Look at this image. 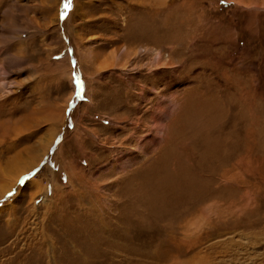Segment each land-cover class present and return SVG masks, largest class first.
Wrapping results in <instances>:
<instances>
[{"label":"rangeland","instance_id":"rangeland-1","mask_svg":"<svg viewBox=\"0 0 264 264\" xmlns=\"http://www.w3.org/2000/svg\"><path fill=\"white\" fill-rule=\"evenodd\" d=\"M141 1L0 0L5 173L49 135L22 117L65 107L0 194V264H264V0ZM168 93L156 149L120 169Z\"/></svg>","mask_w":264,"mask_h":264},{"label":"bare ground","instance_id":"bare-ground-1","mask_svg":"<svg viewBox=\"0 0 264 264\" xmlns=\"http://www.w3.org/2000/svg\"><path fill=\"white\" fill-rule=\"evenodd\" d=\"M162 3H163V0H149V2H147V0H142L140 2L141 6L143 8L146 7L143 10L147 11L150 14L152 13V15L158 16L163 11H167L168 14L172 15L174 13V5L175 4H173V8L168 9V6H166L167 3H164L163 5L165 6V8H164V10H161V9H163V7H160V5H162ZM172 11H173V13H172ZM170 28H171V26H170ZM165 30L167 31L168 29H165ZM148 33L149 32L146 31L142 35L144 38H142L141 41H145L146 43H150V42L146 41V40H150V41H152L151 43H155V44L157 42H160L159 41L160 38L155 37L154 32H153L154 34H152V35H148ZM150 33H152V32H150ZM150 37H151V39H150ZM137 41H139V38ZM23 56L20 54H17V55H14L13 57L15 59L20 60L23 58ZM41 104H43V103H41ZM43 106H44L43 108L42 107L41 108H34L29 113L27 112V114L24 115L21 119V124H20L19 129L21 130L24 128L27 131L29 128L38 126L42 122H48L49 123L48 131H47V133H49L48 138L45 141L41 140V142L39 143L40 145H39L38 150L36 149L37 151L36 150L34 151L30 147H28V148H25L23 151H20L19 153H16L12 157H10L7 161L6 166L8 167V170L6 171V173H5V171H3L4 169L2 170V168L0 167V176H2V178L4 180L3 183L0 184V194L7 192L12 187V185L17 181V179L19 178L20 175L28 172L31 168H33L35 165H37L43 159L45 154L48 153L53 141L56 138V133H57V131H58V129L62 123L63 117H64L65 107L63 108L60 106H52V105H48V104H47V106L46 105H43ZM173 109H174V103L172 101V93H168V94H166V98H164L158 102L156 112H155V114H153L154 115L153 116L154 128L152 129L153 134L151 135L150 139H149V137H147L149 140H147V138H145V137L140 139L138 153L131 152L128 154H121V156L116 157L115 161L118 163V167L120 169L125 168V167L131 165L132 163H134L139 158H142V156H139L140 154L146 155L150 151H154L156 149V147L159 144V141L161 139L160 138L161 136H159V138H158V135H161V133L164 131V129H166L165 127L167 126L166 124L168 123L167 122L168 117L170 116ZM48 123H46V124H48ZM33 130H35V129H33ZM39 141L40 140H38V142ZM24 154L28 155L26 160H23ZM29 154H30V156H29ZM74 167L78 168L77 164H74ZM73 172L75 174H77L76 170H74ZM68 173L70 174L72 172H68ZM221 179L227 184H229V183L230 184H236V182H237L236 175L230 174L229 171H224L222 173Z\"/></svg>","mask_w":264,"mask_h":264},{"label":"snow or ice","instance_id":"snow-or-ice-1","mask_svg":"<svg viewBox=\"0 0 264 264\" xmlns=\"http://www.w3.org/2000/svg\"><path fill=\"white\" fill-rule=\"evenodd\" d=\"M224 2V0H222ZM71 4V0H67V2L64 4V8L67 9ZM67 15V12L62 13L61 19L65 18ZM9 195H12V193H9Z\"/></svg>","mask_w":264,"mask_h":264}]
</instances>
